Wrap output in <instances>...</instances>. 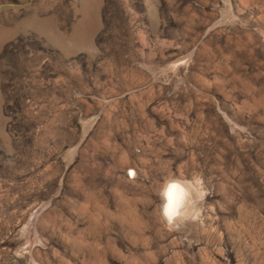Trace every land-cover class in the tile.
I'll use <instances>...</instances> for the list:
<instances>
[{"label": "rangeland", "instance_id": "374dc122", "mask_svg": "<svg viewBox=\"0 0 264 264\" xmlns=\"http://www.w3.org/2000/svg\"><path fill=\"white\" fill-rule=\"evenodd\" d=\"M0 264H264V0H0Z\"/></svg>", "mask_w": 264, "mask_h": 264}, {"label": "clouds", "instance_id": "9594fccd", "mask_svg": "<svg viewBox=\"0 0 264 264\" xmlns=\"http://www.w3.org/2000/svg\"><path fill=\"white\" fill-rule=\"evenodd\" d=\"M183 64L184 62L172 63L159 73L151 67H146V70L151 72L154 80H162L164 84H170L169 74L178 73ZM211 194L201 175L167 178L162 182L158 193L161 201L159 215L162 223L173 231H182L190 223H199L203 226L204 205Z\"/></svg>", "mask_w": 264, "mask_h": 264}]
</instances>
